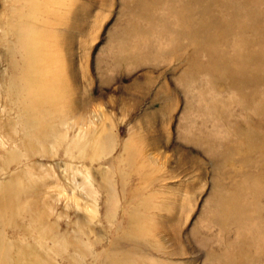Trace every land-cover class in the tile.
<instances>
[{
  "label": "rangeland",
  "instance_id": "374dc122",
  "mask_svg": "<svg viewBox=\"0 0 264 264\" xmlns=\"http://www.w3.org/2000/svg\"><path fill=\"white\" fill-rule=\"evenodd\" d=\"M4 185L52 264H264V0H0Z\"/></svg>",
  "mask_w": 264,
  "mask_h": 264
},
{
  "label": "bare ground",
  "instance_id": "6f19581e",
  "mask_svg": "<svg viewBox=\"0 0 264 264\" xmlns=\"http://www.w3.org/2000/svg\"><path fill=\"white\" fill-rule=\"evenodd\" d=\"M32 113H33V111H32ZM19 126H20V124H19ZM24 126H23L24 129H26L28 127V125H25V123H24ZM12 128H14V125L12 126ZM21 129H22V127H21ZM83 137H84V135H83ZM76 144L78 146H80L79 147V152H78L79 157L82 158V157L86 156L87 150L84 147V146H86V144L84 143V146H82L80 143H78V141H75V140H71L67 144L66 154H68L69 156L73 157L70 149H71L72 145L75 146ZM92 146H93L92 147L93 150L89 151V154H90L89 156H90L91 160L99 159L101 157H105V155L110 150V149L106 150L105 146L103 144L101 145L100 143H98V141L93 142ZM26 152L30 153V155L39 153L38 149H34V148H31V147L27 148ZM26 157H28L27 154H26ZM23 164L26 165V162H24ZM8 166H10V165H8ZM26 169H27V167H26ZM89 172H86V174L83 175L82 181L78 185L80 187H82L88 195L92 196L95 199V201L93 200L94 201V206H93L92 212L97 213L98 212V205H97V202H96L97 200L96 199H98L97 195H98L99 192L93 186L92 177H91V174ZM22 180H23V178H22ZM106 182H107V185H108V189H110L111 192H114L113 182L108 177L107 173H106ZM22 186H23V184H22ZM4 189L5 190H9L10 189L9 190L10 192L1 190L2 193H0V213H2V215L4 216L3 217L1 215L3 218H0V225H2V226L3 225H14V224L17 223V219L19 217H22V214H27V213H29L32 210L29 211V207L27 205H20V204L17 203L16 200L18 199V196H16L17 197V199H16V197L14 195L15 193H12V191H11V185H9V188L7 187V189H6V186H5ZM14 189H15V186H14ZM19 190H20V187H19ZM24 190H25V188H24ZM17 195H18V193H17ZM20 196L21 195H19V199H20ZM14 201L16 203H14ZM7 203H10V205L8 204L9 205L8 206ZM40 213H42V212H40ZM39 218L40 217L37 214H36L35 217H33V218L31 217V220L27 223V232H26L27 236H26L25 239L23 238V239H20L19 241H15V239H13V240L12 239H8V237H6V235H5V232H2V230H0V264H52L53 263V262L52 263L50 262V256H51L50 253L53 252L55 254H60L59 251L62 249L61 246H63V244H65V241L63 243L62 239L60 238V239H57L55 241V243L51 247L48 246L47 245L48 243L45 242V240L43 239L44 236H45V232H46L44 230V227L43 228L41 227L39 230L37 229ZM23 222H24V219H23ZM22 224H24V223H22ZM80 231L85 233V230H84L83 227L80 229ZM34 236L36 238L35 243L32 242V244H31V242L27 241L28 240L27 237H29L31 239H34ZM79 240H80L79 243H81V246H82L80 254L83 256V258L87 254L90 255V256H94V258H96L98 256V254L94 253V251H93V246L95 245L94 244V240H88V239L87 240L79 239ZM62 258H64V257H62ZM69 261H67V262L69 263Z\"/></svg>",
  "mask_w": 264,
  "mask_h": 264
}]
</instances>
